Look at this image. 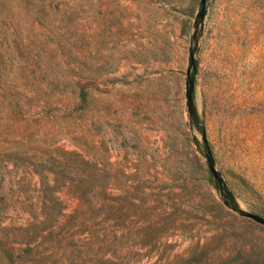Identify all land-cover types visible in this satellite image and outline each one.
<instances>
[{"label":"rangeland","instance_id":"rangeland-1","mask_svg":"<svg viewBox=\"0 0 264 264\" xmlns=\"http://www.w3.org/2000/svg\"><path fill=\"white\" fill-rule=\"evenodd\" d=\"M200 10L0 0V264H264V0Z\"/></svg>","mask_w":264,"mask_h":264},{"label":"water","instance_id":"water-1","mask_svg":"<svg viewBox=\"0 0 264 264\" xmlns=\"http://www.w3.org/2000/svg\"><path fill=\"white\" fill-rule=\"evenodd\" d=\"M199 2H200V9H201L200 10V13H202L204 0H199ZM202 139L204 141L203 134H202ZM207 162H208V167L211 170V172L213 173V175L216 178H218V176L216 174V171H215V168L213 167L212 162H211V160L209 158H207ZM240 213L243 214V215L249 216L252 219H254V220H256V221L264 224V218L260 214H258V213L251 212V211H245V210H242Z\"/></svg>","mask_w":264,"mask_h":264}]
</instances>
